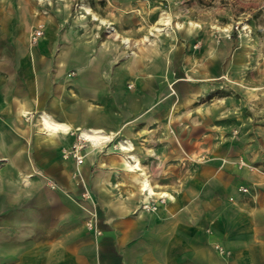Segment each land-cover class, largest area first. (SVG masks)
<instances>
[{
  "label": "crops",
  "instance_id": "0c3cea01",
  "mask_svg": "<svg viewBox=\"0 0 264 264\" xmlns=\"http://www.w3.org/2000/svg\"><path fill=\"white\" fill-rule=\"evenodd\" d=\"M79 21L59 0H0V264H264V174L237 170L214 116L190 107L244 64L192 25L169 36L168 19L153 26L152 52L137 60ZM193 35L202 58L187 48ZM43 115L61 125L52 135ZM187 115L189 127L167 125ZM87 130L108 141L87 143L76 166L62 151ZM122 140L129 150L114 152ZM183 152L205 161L184 172ZM143 180L167 197L154 211L139 207Z\"/></svg>",
  "mask_w": 264,
  "mask_h": 264
},
{
  "label": "rangeland",
  "instance_id": "374dc122",
  "mask_svg": "<svg viewBox=\"0 0 264 264\" xmlns=\"http://www.w3.org/2000/svg\"><path fill=\"white\" fill-rule=\"evenodd\" d=\"M59 1L66 5L71 18L78 17L81 20L79 22H83L80 24L83 28L96 34L98 39L110 42L122 56L127 54L141 60L148 50L152 52L148 42L155 37L149 33L153 32V26L161 27L166 19L173 28L165 32L168 36L192 25L197 33H207L216 47L226 48L230 52V62L242 63L244 66L240 71H231V78L224 75L218 79L217 86L209 87L207 91L204 89L199 94L197 103L190 107L199 105L204 107L203 112L214 116V126L221 130L214 139L220 145L232 146L231 155L235 158L237 170L245 168L256 174H264V0ZM112 28L114 30L110 31ZM124 39L129 40L127 47L123 43ZM189 43L187 48L195 50L189 49V52H198L196 56L202 58L201 38L193 35ZM235 52H238L236 58ZM174 77L178 76L175 74ZM226 82L229 86L223 85ZM224 94L236 96L239 101L227 105L220 98H215ZM168 109L173 113L193 110L189 107L180 109L175 103ZM190 117L191 115H187L182 120L168 118L167 125L189 127ZM171 127L168 132L173 135ZM126 141L128 140H122L123 143ZM136 143L140 146L141 140L134 142V149ZM118 144H113V151L120 154ZM204 161L202 153L195 157L183 152L177 163L179 169L187 172L191 164H201ZM141 162L138 157L140 172L149 178ZM178 183L180 185L181 181L178 180ZM155 193L157 198L159 193ZM85 198L90 200L87 192ZM141 201L142 197L140 209Z\"/></svg>",
  "mask_w": 264,
  "mask_h": 264
},
{
  "label": "built area",
  "instance_id": "2783aa9c",
  "mask_svg": "<svg viewBox=\"0 0 264 264\" xmlns=\"http://www.w3.org/2000/svg\"><path fill=\"white\" fill-rule=\"evenodd\" d=\"M238 27V26H237ZM237 27L235 28L237 30ZM44 34V26L39 23L37 24L29 34V44L31 46H35L38 41L43 37ZM89 143L87 140L83 139L80 136V133L76 136V142L72 145V147L69 150H63L62 151V157L63 158H72L75 161L76 166H80L83 163V155L81 154V151L85 148L86 144ZM241 191L246 192L245 188H240ZM158 194V193H157ZM156 193L152 197H147L144 200V197L141 201V209L145 211H154L158 205H161L164 203L165 198L161 197V194L155 198ZM86 227L88 230H94V224L92 220H88L86 223ZM96 234H99V231H95ZM215 249L220 255H224L225 251L219 247L215 246Z\"/></svg>",
  "mask_w": 264,
  "mask_h": 264
},
{
  "label": "bare ground",
  "instance_id": "6f19581e",
  "mask_svg": "<svg viewBox=\"0 0 264 264\" xmlns=\"http://www.w3.org/2000/svg\"><path fill=\"white\" fill-rule=\"evenodd\" d=\"M42 124L45 127L48 135H52V133H54L58 127H61V125L53 122L52 120L49 119L48 116H45V115H43ZM80 136L83 139L87 140L89 142V144L92 146H100V145H102L108 141V137L104 136L103 134H101L98 131H93V130L81 131ZM130 146L131 145L129 143L128 144L122 143L121 145H118L117 148H118V150L124 152L126 150H129ZM136 166H137L136 164L129 163L130 170L138 168ZM141 185H142L141 191L143 193L144 200L147 197H152L154 195L147 180H143ZM161 197H163V196H161Z\"/></svg>",
  "mask_w": 264,
  "mask_h": 264
}]
</instances>
